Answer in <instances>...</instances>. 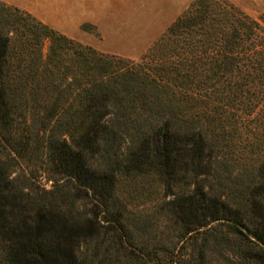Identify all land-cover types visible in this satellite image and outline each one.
<instances>
[{
    "label": "trees",
    "instance_id": "1",
    "mask_svg": "<svg viewBox=\"0 0 264 264\" xmlns=\"http://www.w3.org/2000/svg\"><path fill=\"white\" fill-rule=\"evenodd\" d=\"M148 54L120 70L0 0V264H264V27L193 0ZM150 180L171 196L130 210Z\"/></svg>",
    "mask_w": 264,
    "mask_h": 264
},
{
    "label": "rangeland",
    "instance_id": "2",
    "mask_svg": "<svg viewBox=\"0 0 264 264\" xmlns=\"http://www.w3.org/2000/svg\"><path fill=\"white\" fill-rule=\"evenodd\" d=\"M174 1L175 0H157L158 8L156 9L151 7L154 0H135L134 8L131 12L126 9L124 13L115 17L116 21H113L115 29L113 31H108L104 40H96L102 38V35L93 24H91L93 28L90 32L94 34L96 39L93 36H90V40H92L91 42L95 45L75 40L82 44L90 45L99 52L123 57L125 60L124 62L119 63L121 66L120 70L133 69L140 74L154 76L157 73L155 69L156 62L155 58H152L148 52L150 47L162 35L167 26L183 11L182 10L177 16H174V19L169 20L171 18L169 11H172V9L170 8L167 11L162 7L165 4ZM192 1L193 0H190L188 6ZM226 1L235 5L251 18H254L264 27V0ZM47 44L48 40L44 42V53L46 52ZM146 54L148 56H146ZM167 88H169L170 93H175L177 96H183L184 94L188 96L189 94H193L188 86L187 88H184L176 84H168ZM245 138H240L239 141L237 139L234 140L241 145L239 147L236 146L234 149L242 154L245 153V151L241 150V147L246 144V140L248 139ZM127 144H129V137L126 138V142L124 141L120 150L124 151ZM36 182H39L40 187H43L44 189H50L53 187L52 181L45 180L42 176L37 178ZM144 184L145 188L142 187L135 191L134 194L136 196L133 198V201L129 203L130 210H142L144 212L150 211L153 204L168 199L171 196H165V187L156 181L150 180Z\"/></svg>",
    "mask_w": 264,
    "mask_h": 264
},
{
    "label": "crops",
    "instance_id": "3",
    "mask_svg": "<svg viewBox=\"0 0 264 264\" xmlns=\"http://www.w3.org/2000/svg\"><path fill=\"white\" fill-rule=\"evenodd\" d=\"M9 5L19 7L48 26L59 32L79 40L80 42L95 45L90 36L96 37L90 31L82 28L85 23L93 24L101 33L102 41L108 31H113L115 17L126 11L131 12L135 0H1ZM190 0H175L165 4L162 8L169 11L171 18L184 10ZM174 3V4H173ZM151 7L158 8L157 0Z\"/></svg>",
    "mask_w": 264,
    "mask_h": 264
}]
</instances>
